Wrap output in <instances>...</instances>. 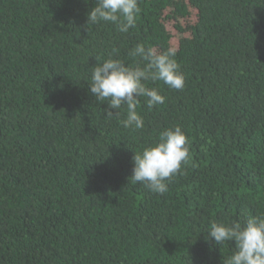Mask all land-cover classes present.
Instances as JSON below:
<instances>
[{
	"label": "trees",
	"instance_id": "trees-1",
	"mask_svg": "<svg viewBox=\"0 0 264 264\" xmlns=\"http://www.w3.org/2000/svg\"><path fill=\"white\" fill-rule=\"evenodd\" d=\"M134 28L95 0H0V264H223L211 221L264 214V0H138ZM176 49L184 87L124 128L89 91L98 58ZM179 125L182 173L154 193L134 152Z\"/></svg>",
	"mask_w": 264,
	"mask_h": 264
},
{
	"label": "clouds",
	"instance_id": "clouds-1",
	"mask_svg": "<svg viewBox=\"0 0 264 264\" xmlns=\"http://www.w3.org/2000/svg\"><path fill=\"white\" fill-rule=\"evenodd\" d=\"M87 3V0H85ZM140 11L138 0H95L87 12V24L110 22L120 33L134 28ZM113 49L107 58H98L87 80L89 91L99 101H106L109 109H116L108 116L119 117L118 110L126 105V117L119 123L127 129L144 127L143 117L138 113L140 97H145L146 106L151 109L163 104L165 97L156 87H149V81H162L170 89L184 87V74L176 60V49L158 51L137 43L128 56L135 63L114 56ZM189 158L188 138L181 126L165 128L158 134V140L134 152L130 176L133 183L144 185L154 193L167 191L166 181L182 173V164ZM208 237L216 245L234 242L230 255L223 264H264V214L249 215L231 222L211 221L207 227Z\"/></svg>",
	"mask_w": 264,
	"mask_h": 264
}]
</instances>
